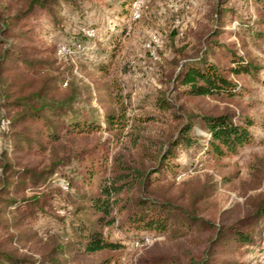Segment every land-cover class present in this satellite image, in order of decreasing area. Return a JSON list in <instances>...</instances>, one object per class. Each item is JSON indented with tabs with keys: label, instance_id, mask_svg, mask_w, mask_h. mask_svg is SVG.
<instances>
[{
	"label": "trees",
	"instance_id": "obj_1",
	"mask_svg": "<svg viewBox=\"0 0 264 264\" xmlns=\"http://www.w3.org/2000/svg\"><path fill=\"white\" fill-rule=\"evenodd\" d=\"M60 1L0 0V118L9 123L0 145V264H86V258L124 247L111 238L113 228L134 232L129 238L141 243L152 237L191 239L193 248L180 253L188 256L186 264H240L215 257L241 256L261 234L256 232L262 229L264 208L230 225L211 222L177 204L170 195L173 183H166L168 175L177 176L182 149L203 146L222 159L254 141L251 129L258 120L245 110L180 114L171 96L233 99L243 92L236 78L260 72L246 44L220 40L235 33L224 28L233 12L225 7L227 0L217 1L215 26L195 54L180 60L168 92L157 97L160 112L177 109L176 127L157 138L143 127L157 119L154 115L135 118L125 132L132 118L123 97L101 113L90 87L75 79L64 86L74 75L70 53L75 47L68 46L67 57L49 56L35 20L46 12L60 25ZM255 1L264 11V0ZM65 2L81 7L78 0ZM85 38L90 36L80 30L73 42ZM99 68L106 73L105 65ZM107 91L111 95L112 86ZM105 131L113 138L102 140ZM159 263L183 264L180 255ZM92 264H111V259Z\"/></svg>",
	"mask_w": 264,
	"mask_h": 264
},
{
	"label": "rangeland",
	"instance_id": "obj_2",
	"mask_svg": "<svg viewBox=\"0 0 264 264\" xmlns=\"http://www.w3.org/2000/svg\"><path fill=\"white\" fill-rule=\"evenodd\" d=\"M135 1L78 0L81 7L75 8L61 0L60 25H55L46 12H40L35 20L46 51L52 53L49 56L67 57L68 46L72 43L75 47L70 53L74 75L64 86L75 79L83 88L90 87L93 106L101 113L115 108L114 101L123 97L127 115L132 118L125 132L135 118L154 115L157 119L143 123V127L148 136L157 138L163 130L176 127L173 113L177 109L160 112L156 99L168 92L180 60L195 54L202 37L215 26L213 13L218 0H142L138 19L133 17ZM225 7L233 12L227 17L231 22L224 28L239 35L222 36L221 42H236L237 47L246 44L261 67L260 72L254 77H237L243 92L233 99L179 98L176 92L171 96L180 106V114L245 110L258 120L251 129L254 141L222 159L208 155L203 146L182 149L177 158L181 165L177 176L168 175L166 183H173L170 195L177 204L197 210L201 218L211 222L230 225L264 208V37L257 35L261 32L264 36V11L255 0H227ZM80 30L90 38L75 44L73 36H78ZM102 64L107 67L106 73L99 68ZM110 86L111 95L107 91ZM100 121L105 127L103 115ZM8 127V120L0 118V145ZM198 131L209 135L200 128ZM101 138H113V133L105 131ZM117 146L116 140L113 148L117 150ZM39 225L45 229L44 220ZM260 227L256 233L261 234L255 235V241L242 250L241 256L220 253L215 258L221 261L235 258L240 264H264V218ZM134 234L113 228L111 238L122 242L124 247L96 254L83 262L92 264L110 258L111 264H161L163 258L180 255L181 262L186 264L188 256L180 253L194 245L191 239L175 241L165 237H152L138 245L141 238H129ZM20 250L30 253L28 248Z\"/></svg>",
	"mask_w": 264,
	"mask_h": 264
},
{
	"label": "built area",
	"instance_id": "obj_3",
	"mask_svg": "<svg viewBox=\"0 0 264 264\" xmlns=\"http://www.w3.org/2000/svg\"><path fill=\"white\" fill-rule=\"evenodd\" d=\"M141 2H142V0H136L135 2H134V7H135V10H134V18L135 19H138V18H140L141 17V13H140V10H141ZM148 240V239H147ZM146 240V241H147ZM141 242H137V244L139 245Z\"/></svg>",
	"mask_w": 264,
	"mask_h": 264
}]
</instances>
